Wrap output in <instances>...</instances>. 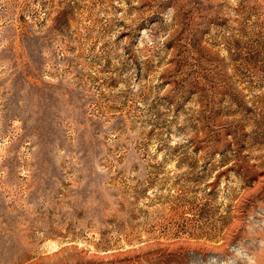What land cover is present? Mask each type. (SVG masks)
I'll use <instances>...</instances> for the list:
<instances>
[{
	"label": "rangeland",
	"instance_id": "obj_1",
	"mask_svg": "<svg viewBox=\"0 0 264 264\" xmlns=\"http://www.w3.org/2000/svg\"><path fill=\"white\" fill-rule=\"evenodd\" d=\"M0 264H264V0H0Z\"/></svg>",
	"mask_w": 264,
	"mask_h": 264
}]
</instances>
